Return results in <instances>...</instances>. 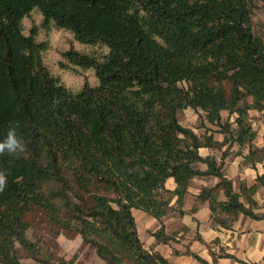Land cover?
Wrapping results in <instances>:
<instances>
[{
    "label": "trees",
    "instance_id": "1",
    "mask_svg": "<svg viewBox=\"0 0 264 264\" xmlns=\"http://www.w3.org/2000/svg\"><path fill=\"white\" fill-rule=\"evenodd\" d=\"M256 8V0H0V140L18 122L26 145L18 155H0L7 177L0 264H81L56 254L52 239L29 235L37 208L51 232L80 234L106 264H178L145 246L134 210L159 220L171 209L184 215L197 175L218 182L202 187L191 213L209 201L214 225L230 228L240 213L264 218L253 210L264 175L237 191L225 171L226 158L243 148L245 164L264 160L251 117L264 111ZM34 9L43 26L56 22L78 41L108 48L102 56L72 45L63 52L60 64L93 68L95 85L85 80L74 91L51 72L43 58L48 41L37 40L36 26L24 31ZM189 107L203 112L202 134L179 120ZM202 147L222 150L221 159L203 156ZM170 177L174 189L166 187ZM154 235L158 243L177 240L163 222ZM184 253L211 264L190 248ZM212 254L213 264L219 257L246 263L223 249Z\"/></svg>",
    "mask_w": 264,
    "mask_h": 264
},
{
    "label": "rangeland",
    "instance_id": "2",
    "mask_svg": "<svg viewBox=\"0 0 264 264\" xmlns=\"http://www.w3.org/2000/svg\"><path fill=\"white\" fill-rule=\"evenodd\" d=\"M257 8L253 13V28L255 32L261 35L264 39V0H256ZM43 15L39 9H34L30 16L23 19V26L25 33H30L31 29L37 27V40L48 41L49 48L43 52V58L45 63L50 68L54 75L59 76L62 81L72 90H79L85 80H88L92 85L98 82L95 71L93 68H85L79 65H69L63 67L60 64L61 60H65L63 52L74 46L78 50L102 56L107 52L108 48L103 44L90 45L78 41L73 32L65 28H60L56 22H51L48 26H43ZM252 122L255 129L258 132V139H264V112L252 111ZM202 111H196L192 108H186L178 113L180 122L188 127H192L196 132L203 133L204 127L201 124ZM85 195V192H83ZM74 198V197H73ZM176 207V203H172ZM41 210L33 211L30 215L33 223L32 227H29L28 233L34 239L39 236L48 237L53 240V250L59 256H63L67 259L76 256V260L81 264H106V262L100 258L95 249L91 245L84 243V240L80 234L64 229H55L51 232L48 221ZM134 214L137 221L138 231L141 239L144 241L147 248H158L162 254L167 255L170 251L175 255L176 259L182 260L183 264H191L192 255L185 254L191 244L197 245L202 237V232L205 227L200 228V222L194 227L190 224L184 215H181L178 210L171 209L161 219L148 214L145 211L135 209ZM161 222L165 224V229L168 234H175L176 241L170 243H158L154 232L159 229ZM201 245L197 246V249H201ZM200 251V250H199ZM194 258V257H193ZM195 259V258H194ZM28 264H37L30 258L23 260ZM40 264V263H38Z\"/></svg>",
    "mask_w": 264,
    "mask_h": 264
},
{
    "label": "crops",
    "instance_id": "3",
    "mask_svg": "<svg viewBox=\"0 0 264 264\" xmlns=\"http://www.w3.org/2000/svg\"><path fill=\"white\" fill-rule=\"evenodd\" d=\"M254 111V110H253ZM264 112V111H262ZM224 115H227L224 112ZM253 115L251 111V116ZM213 128H216L213 126ZM211 132V131H209ZM214 137L217 140H223L224 134L220 132H214ZM259 135L255 139L254 143L257 146H264V139L259 140ZM235 149L239 147L234 146ZM242 153L238 155H229L226 158L225 171L229 178L233 180L234 187L237 191H240L241 183L250 186L256 182L258 175H264V160L257 162L255 166L252 164H245L244 155L248 152L247 148L242 149ZM200 152L203 156L213 155L218 160L221 159L222 150L218 148L202 147ZM197 167L206 169L207 164L203 162L197 163ZM218 182V178L213 175H197L191 179L189 185V191L185 196L184 209L188 211L184 214L187 221L196 226L200 222V228L204 230L202 232V239L197 245L191 244L190 249L197 252L203 258L213 264V254L220 253L222 249L228 253L234 254L239 259L244 260L240 262L232 257H219L217 264H264V218H255L244 213H240L233 226L230 228L214 225L211 220V208L209 201L198 202V210L195 213H191L190 210L197 203V195L200 193L203 186H212ZM166 187L168 189H174L176 182L174 178L170 177L166 181ZM177 196H174L172 202L176 203ZM219 198L225 199L223 190L219 192ZM257 205L253 210L255 213L264 214V184L259 187L254 195ZM246 205L249 204L246 202ZM196 217L197 220L194 219ZM201 245V249H197V246ZM153 249L159 250L154 247ZM164 255V254H163ZM172 262L183 264L182 260L175 258L176 256L171 251L165 255ZM193 261L191 264H203L197 259L191 257Z\"/></svg>",
    "mask_w": 264,
    "mask_h": 264
},
{
    "label": "clouds",
    "instance_id": "4",
    "mask_svg": "<svg viewBox=\"0 0 264 264\" xmlns=\"http://www.w3.org/2000/svg\"><path fill=\"white\" fill-rule=\"evenodd\" d=\"M18 122H10L8 131L3 140H0V155L22 153L26 145L17 135ZM7 184V177L4 171H0V191H3Z\"/></svg>",
    "mask_w": 264,
    "mask_h": 264
}]
</instances>
